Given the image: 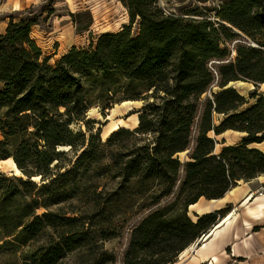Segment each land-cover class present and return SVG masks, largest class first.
<instances>
[{"label":"trees","instance_id":"obj_1","mask_svg":"<svg viewBox=\"0 0 264 264\" xmlns=\"http://www.w3.org/2000/svg\"><path fill=\"white\" fill-rule=\"evenodd\" d=\"M122 1L132 20L140 17L138 35L131 34L130 25L119 32L104 33L92 47L72 48L55 64H50L49 58L42 59L43 51L31 35L35 18L10 21L0 34V83L4 84L0 90V145L8 141L18 145L15 153L1 154L0 159L12 156L27 177L42 176L44 190L68 177L94 154L93 134L86 144L85 134L69 128L74 120L84 121L93 104L85 84L90 77L100 76L101 81L112 78L153 90L155 101L163 102V112L147 121L142 116L137 129H121L102 144L136 132L156 135L158 148L151 152L146 147L143 155L128 160L124 172L126 182L147 183L145 194H152L155 204L172 194L183 167L174 156L190 148L196 126L197 146L191 152L192 161L184 165L186 176L176 202L152 211L132 227L122 260V264H172L232 211V206H227L198 214L194 220L189 215L190 205L202 198L220 199L237 180L250 181L264 174V151L250 147L264 142V97L241 111L245 97L227 87L237 80L264 83V0H232L219 12L257 46L247 41L237 47L236 61L219 68L221 80L217 84L222 90L205 99L202 96L217 78L209 62L226 57L220 28L208 18L169 12L159 0ZM62 108L68 116L65 121L59 119ZM215 113L226 116L219 125L215 124ZM228 130L247 135L239 145L225 146L220 154L215 153V138L209 132L221 135ZM33 137L36 140L32 142ZM77 138L82 140L80 149ZM63 145L82 151L77 153L73 168L64 172L61 158L67 151L60 149ZM30 159L37 161L38 169L27 167ZM19 180L26 189L35 186L29 179ZM151 180L157 182V191L147 182ZM11 195L1 194L0 211L11 203ZM102 195L94 190L84 206H73L70 211L75 216H68L62 208L50 210L47 201L40 198L21 199L17 205L20 209L24 205V214L6 237L28 245L27 252L37 264H59L72 252L86 256L81 264L115 262L107 250L98 251L106 239L117 234L112 220H97L109 205L101 200ZM63 199L64 192L52 194L56 203ZM40 207L47 210L38 215ZM4 224L1 220L0 226ZM41 239V244L35 243Z\"/></svg>","mask_w":264,"mask_h":264},{"label":"rangeland","instance_id":"obj_2","mask_svg":"<svg viewBox=\"0 0 264 264\" xmlns=\"http://www.w3.org/2000/svg\"><path fill=\"white\" fill-rule=\"evenodd\" d=\"M231 1L159 0V4L169 12L185 13L187 17L208 18L215 26L220 28L222 47L227 50L226 57L223 60L214 59L209 62V67L217 78L211 90L205 93L202 99L211 96L212 92L222 90L217 84L221 80L219 68L229 62L236 61L237 47L240 44H245L249 41L251 45L257 46V42L248 39L241 30L219 16V12L223 11V6L228 2L231 3ZM74 2L76 11H72L66 0H0V34L5 33V28H7L6 26L9 25L12 19L18 21L23 16L35 18L37 24L32 28L31 35L43 51L42 59L49 58V63L55 64L72 48L83 50L89 46L92 47L91 44H96L99 36L104 33L119 32L127 25H130V31L133 36L138 35L140 32V17L137 16L135 20H132L130 11L122 0H74ZM95 73L99 74L98 72ZM230 83L227 86L228 88L236 89L245 97L246 104L240 109L241 111L253 105L257 99L264 97V83L246 80H237L232 84ZM85 84L89 89L88 99L93 103L91 108L96 107L101 117L96 113H91L90 108L86 112L84 121L74 120L69 128L74 132L85 134L86 144L89 143V138L93 134L96 143L94 154L88 156L83 162L78 164L68 177L62 178L44 190H42V186L45 181H43L42 176H40V180L35 181L33 177H27L23 172V175H15L10 171L0 170V196L4 192L13 194L10 199L11 203L3 207V211H0V221L3 220L5 223L0 226V264H37L31 257V253L27 252L28 245L23 244L20 239L6 237L7 232L14 227L16 221L24 214V210L22 209L24 205L21 209L17 205L21 199L40 198L42 201H47L50 210L62 208L63 212L68 216H75L77 214L70 211L73 206L79 209L84 206L86 201L93 197L94 190L102 192L101 200L103 202L108 201L109 205L105 214L98 216L97 220L103 218L104 220H112L113 230L117 232L116 236L106 239L98 249V251L107 250L115 256V262L107 264H122L132 227L140 223L152 211L176 202L186 176L184 165L186 162L192 161L191 152L197 146L196 126L193 130L190 148L186 151L178 152L174 156V158L179 159L183 163V167L172 194L163 197L159 202L153 204L154 199L151 197L152 194H145L147 183L138 182L133 179L132 182H126L124 172L128 160L143 155L146 147H149L151 152L158 148L156 135L136 132L135 134H126L113 140L110 144L104 145L102 144L104 140L101 137L103 131L101 125L103 124V117L107 116L117 103L130 100H143L144 103L139 111V118L145 116L144 119L147 121L151 117L163 112V102L161 100L155 101V98L152 96L153 90H147L139 84L128 86L125 82L113 81L112 78L101 81L100 76L90 77V80H87ZM2 89H4V84L0 83V90ZM158 106L160 109L156 108ZM64 111L65 108L59 111L62 113L59 118L60 121H65L68 118ZM225 117L224 114L215 113V124H221ZM209 135L215 138V153L217 154H220L226 146L228 136L233 139L232 143L234 146L242 143L244 138L240 133L235 132H230L227 135L224 133L216 135L211 131ZM0 138L3 139V136ZM34 139L33 137L32 142ZM75 141L78 149H80L82 147V140L77 138ZM39 144L44 147L43 141H39ZM17 145L18 142L14 141H8L4 145H0V155L15 153ZM250 147L264 151V142L250 145ZM61 150L67 151V155L61 158V164L65 165V168L62 170L64 172L67 169L73 168L77 153L82 151L70 150V146L68 149L64 148ZM57 162L58 160L55 161V164ZM26 165L30 169H38V163L35 159L28 160ZM20 178L31 180L35 186L26 189L19 180ZM147 182H149L153 189L158 190L156 181L151 180ZM56 192H64V199L60 203L52 200V194ZM208 201H210L209 203L213 202L212 200L202 198L200 203L204 202L208 204ZM195 207L189 206V215L192 219L197 220L198 214ZM235 209H237L238 218L243 223L245 220V208L241 205L232 207V211ZM46 210L45 207H40L36 212L38 215H41ZM263 227L260 226L256 229L259 232ZM259 236L264 237V231ZM214 238H217V236ZM254 240L252 241L253 244H255ZM43 241L44 239H41L35 241V243L41 244ZM198 242L200 243L197 244ZM198 242L191 246L186 257L182 260L177 258L172 264L188 263L192 259V254L197 246L203 244L205 241L199 240ZM255 245L256 248L252 247L253 255L261 256L263 249L258 244ZM227 251V253L231 254L232 248L229 247ZM82 255L77 252L68 253L60 260L59 264H81L86 259V256ZM245 260L232 257L229 259V264H249Z\"/></svg>","mask_w":264,"mask_h":264},{"label":"bare ground","instance_id":"obj_3","mask_svg":"<svg viewBox=\"0 0 264 264\" xmlns=\"http://www.w3.org/2000/svg\"><path fill=\"white\" fill-rule=\"evenodd\" d=\"M66 2L69 4L70 8L72 9V11H76V5L74 0H66ZM121 31V30H120ZM234 81H232L230 84H232ZM242 82V81H241ZM144 101L143 100H130V101H123L121 103H117L115 104L114 108L108 113L107 116L103 117V124L101 125L103 127V132L101 134L102 139L105 141L107 140L110 136H112V134H114L115 132L121 130V129H137L140 125V118H139V111L143 106ZM91 113H96L98 114L100 117V112L98 111V109L96 107L91 108L90 110ZM240 133L242 136L247 135L246 132H239V131H234V130H228L226 131L224 134H228V133ZM212 137V135H210ZM233 139L228 136L227 137V143L226 146H230L233 145L232 143ZM68 149L69 146H61L60 149H64V148ZM0 170L2 171H10L11 173H14L15 175H21L22 171L21 169L18 167L15 159L10 156L8 158L5 159H0ZM23 175V174H22ZM260 178L264 179V174L260 176ZM40 176H34L33 180L38 181L40 180ZM238 185L234 186L233 188H231L228 192L229 196L232 197H238V195L241 193V185L242 183H244V180L240 179L237 180ZM222 202V201H217V203ZM214 205V204H212ZM240 205L242 207H245V215L248 218L254 219V220H262L264 218V197L260 198L257 197L254 200V196L253 193L250 192L248 194V196L246 198H244ZM191 207H195V206H191ZM197 210H209L211 208L210 205H198ZM234 212H230L227 216H225L215 227H213L209 234H208V238L205 240L201 250L199 252H201V254L206 250L207 246H209V239L214 236V233L217 231L218 235L222 233V231H218V229H220L221 227H226V229H229L232 226V220H233V216H234ZM244 225H246L247 227H251V224L249 222V220L244 221ZM216 233V234H217ZM246 246H248L247 250H248V255L243 251H240L239 249V244H235L234 245V256H248L249 258H253L254 255L253 253L249 254V251L252 250V243H251V237H248L246 240ZM191 247L187 248L184 250V252L180 255V259L182 260L184 257H186V255H188L189 250ZM261 254L264 255V250L261 251ZM195 256H192L191 260L188 263H183V264H196L197 259L194 258ZM212 263L211 264H224V261L221 260L220 257L214 255L212 258Z\"/></svg>","mask_w":264,"mask_h":264},{"label":"crops","instance_id":"obj_4","mask_svg":"<svg viewBox=\"0 0 264 264\" xmlns=\"http://www.w3.org/2000/svg\"><path fill=\"white\" fill-rule=\"evenodd\" d=\"M7 27V26H6ZM6 29V28H5ZM5 32V31H4ZM241 186V193L238 195V197L234 198L232 196H229L227 193L224 197L220 199H213L211 203L208 201V204L200 203L202 199L199 200L196 204H193V206H198V205H210L211 208L208 210H202V212H199L197 210V214H205L209 212H214L220 209H223L227 207V205H231L232 207H237L240 205L241 201L248 196L250 192L253 193L254 200L257 197H264V179L257 177L253 180L250 181H244V183L240 184ZM229 199V200H226ZM217 201H222L217 203ZM214 204V205H212ZM192 206V205H191ZM245 208V207H243ZM235 209L234 211V216L232 220V226L229 229H226V227H221L218 229V231H222L221 234L218 235L217 231L214 233V236H212L209 239V246H207L206 250L201 254L199 252L203 246V244H200L197 246L195 249L194 253L192 256H195L194 258L197 259L196 264H211L212 263V257L214 255L218 256L221 258L222 261H224V264H229V259L232 257L235 258H241V259H246L245 261L249 262V264H264V255L261 254V256H255L253 258H249L248 256H240L236 257L234 256V245L239 244V249L240 251H243L246 255H248V246H246V239L248 237H251V243L252 247L256 248L255 244H258L263 250H264V237L259 236L260 233L264 231V227L258 232L256 229L257 227L264 226V218L262 220H254L251 218L246 217L245 215V220H249L251 227H247L244 225V222L242 223L240 219L238 218V212ZM201 211V210H200ZM245 213V210H244ZM217 233V234H216ZM258 235V236H257ZM217 236V238H214ZM256 237V239H255ZM255 239V240H254ZM254 243L253 244V241ZM231 247L232 248V253L229 254L227 253V249ZM259 248V247H258ZM253 253L252 250L249 251V254Z\"/></svg>","mask_w":264,"mask_h":264},{"label":"water","instance_id":"obj_5","mask_svg":"<svg viewBox=\"0 0 264 264\" xmlns=\"http://www.w3.org/2000/svg\"><path fill=\"white\" fill-rule=\"evenodd\" d=\"M102 128V127H101ZM103 132V131H102ZM210 232V231H209ZM209 232L207 233V234H205L204 236H203V238L201 239V241H205L207 238H208V234H209ZM211 233V232H210ZM200 242H198L197 244H199Z\"/></svg>","mask_w":264,"mask_h":264},{"label":"built area","instance_id":"obj_6","mask_svg":"<svg viewBox=\"0 0 264 264\" xmlns=\"http://www.w3.org/2000/svg\"><path fill=\"white\" fill-rule=\"evenodd\" d=\"M203 236H204V235H203ZM203 236L201 237V239L203 238ZM201 239H200V240H201Z\"/></svg>","mask_w":264,"mask_h":264}]
</instances>
